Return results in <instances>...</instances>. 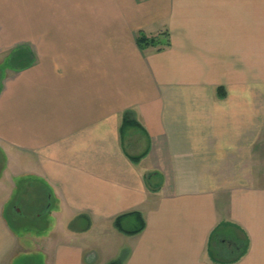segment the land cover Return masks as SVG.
<instances>
[{"label": "crops", "instance_id": "obj_1", "mask_svg": "<svg viewBox=\"0 0 264 264\" xmlns=\"http://www.w3.org/2000/svg\"><path fill=\"white\" fill-rule=\"evenodd\" d=\"M15 55L0 264H264V0H0ZM223 222L248 237L233 262L208 252Z\"/></svg>", "mask_w": 264, "mask_h": 264}, {"label": "trees", "instance_id": "obj_2", "mask_svg": "<svg viewBox=\"0 0 264 264\" xmlns=\"http://www.w3.org/2000/svg\"><path fill=\"white\" fill-rule=\"evenodd\" d=\"M136 41L141 49L153 47L154 49L160 50L170 45L168 30L161 31L155 35H147L144 32H139ZM21 56L25 57V54ZM123 121L124 126L129 124L140 125L128 111L124 113ZM133 158L139 159V156H134ZM136 215H139L140 218L139 225L127 230L128 233H137L145 225V221L140 217V214L136 213ZM118 217H121V215ZM235 227L230 223L223 222L211 231L208 239V252L215 261L233 262L245 253L248 246V237L244 232L239 233ZM123 257L124 255L121 253L105 264H123Z\"/></svg>", "mask_w": 264, "mask_h": 264}, {"label": "rangeland", "instance_id": "obj_3", "mask_svg": "<svg viewBox=\"0 0 264 264\" xmlns=\"http://www.w3.org/2000/svg\"><path fill=\"white\" fill-rule=\"evenodd\" d=\"M17 55L13 56L7 61L6 59V62L4 61V63H0V87H1V79L4 75V73L7 71L4 67L7 65H10V66H13V65H19V64H22L24 61V59L20 58L19 57H16ZM28 207H30V205L28 204L27 205ZM37 264V262H35Z\"/></svg>", "mask_w": 264, "mask_h": 264}]
</instances>
